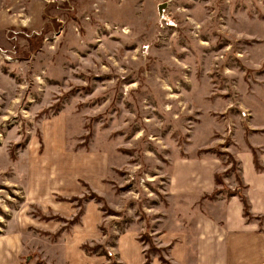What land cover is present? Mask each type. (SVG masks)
<instances>
[{"label": "rangeland", "instance_id": "1", "mask_svg": "<svg viewBox=\"0 0 264 264\" xmlns=\"http://www.w3.org/2000/svg\"><path fill=\"white\" fill-rule=\"evenodd\" d=\"M263 110L264 0H0V237L22 264H192L209 198L174 169L217 157L235 193Z\"/></svg>", "mask_w": 264, "mask_h": 264}, {"label": "crops", "instance_id": "2", "mask_svg": "<svg viewBox=\"0 0 264 264\" xmlns=\"http://www.w3.org/2000/svg\"><path fill=\"white\" fill-rule=\"evenodd\" d=\"M244 128V147L234 155L239 178L244 186L242 195L248 202L253 220L244 214L240 196L221 192L216 199L206 200L202 208L192 212L195 229L192 251L183 261L192 264H264V110L250 116ZM257 156L258 165L255 160ZM226 171L217 157L204 156L177 163L170 180V191L178 198L211 195L217 185L215 173ZM238 184V183H237ZM235 184L230 186L234 188ZM263 219V220H261ZM130 264H143L139 252L131 247ZM142 262V263H141ZM0 264H22L19 234L0 237Z\"/></svg>", "mask_w": 264, "mask_h": 264}, {"label": "trees", "instance_id": "3", "mask_svg": "<svg viewBox=\"0 0 264 264\" xmlns=\"http://www.w3.org/2000/svg\"><path fill=\"white\" fill-rule=\"evenodd\" d=\"M254 155H255V160H256V163H257V167L260 168V166L258 165V161H257V156H256V153L254 152ZM228 158L231 160V163L233 164L232 165V170H230L231 172H234L236 170V165H237V162L235 160H233V157L232 155H227ZM234 167V168H233ZM230 172V173H231ZM228 172H226L225 176H229ZM221 175L220 174H215V182L217 185H223V181L221 180ZM236 180H237V183H238V188L239 190H236L235 193H232V194H229L228 197H231V196H240L243 204H244V214L246 217L250 218L251 214L249 212V205H248V202L247 200L245 199V197L243 195L240 194V189H241V186L243 185L242 184V181L241 179L239 178V176H236ZM222 191L221 190H218V189H215L213 191V193L211 195H207L206 197L209 198L210 200H214L216 199V197L221 193Z\"/></svg>", "mask_w": 264, "mask_h": 264}]
</instances>
